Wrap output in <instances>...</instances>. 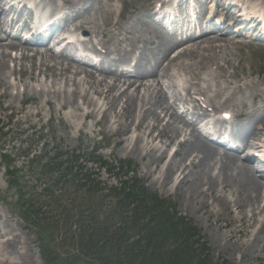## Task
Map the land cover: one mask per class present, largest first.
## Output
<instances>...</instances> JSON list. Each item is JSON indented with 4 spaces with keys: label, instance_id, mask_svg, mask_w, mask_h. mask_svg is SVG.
Wrapping results in <instances>:
<instances>
[{
    "label": "rangeland",
    "instance_id": "1",
    "mask_svg": "<svg viewBox=\"0 0 264 264\" xmlns=\"http://www.w3.org/2000/svg\"><path fill=\"white\" fill-rule=\"evenodd\" d=\"M73 1L74 3L79 1V5L71 9L74 14H81L86 18L94 17L98 19L99 23L106 21V25L109 19L116 20L117 14L119 13V16L121 12L118 23L119 25L125 23V25H122V29L115 36L113 32L110 34L111 37H103V39L98 37L96 39L97 42L98 40L107 41L109 39V51L112 53L111 57L113 59H118L120 54L127 53V59L124 64L128 63L130 58H132L136 63L140 61L145 70H150L161 54L167 52L169 44L163 43L166 40L161 33L157 30L156 32L147 30L148 24H146L147 18L145 15L148 14L147 12L154 0ZM48 2L50 5H54V3L62 1L48 0ZM104 9L113 11L115 9V14L112 17L106 14L102 20L100 17ZM128 27L130 30L124 31L125 28L126 30L129 29ZM130 39L134 41V45L132 44L133 48L126 46ZM236 41L239 42H236L238 43L235 47L236 51L227 58L230 60L229 64H226L219 56L217 63L222 67L220 72L216 71L215 65H209L207 66L209 69L196 72L195 75L200 83L198 85L205 87L206 82H211L215 87L212 86L208 89L205 87L206 91L211 96L216 95V93L223 95L222 99L217 100L220 104L223 103L224 97L233 94L232 101L226 106L219 108L216 113L213 112L217 116H220V113L224 111H229L232 115L239 107V102L242 101L246 103L242 109L239 108L243 113L253 111L257 116L264 117V104L259 102L261 99L264 100V94L257 98V96H252L255 92L252 87L239 93L238 90L227 89L224 85L225 82L232 81L233 83L241 79L242 81H251L259 84V86H256V91L264 89V44H248L244 41ZM97 47L101 49L100 46ZM115 48L117 49L116 54L114 53ZM192 62L193 60L187 61L190 64ZM35 64L39 68V59H35L34 63L23 61L17 67L23 70L33 68V71L36 69L33 67ZM115 69L121 70L122 67L113 66V73ZM13 79V77H9L8 81L12 83L14 82ZM224 79L227 80L223 82ZM164 83L172 103H177L182 99L181 95L186 96L187 94H190L197 101L200 100V97L198 98L194 95L195 87L193 88L189 84L176 89L175 79L165 80ZM22 84L31 83L26 80ZM84 88L89 92L90 98L96 101L97 105L102 104V99L93 94L96 89L103 91L101 87L93 86L92 90L89 87ZM21 90H23V86L19 85L16 88H12L10 93L14 96ZM13 100L15 99H12V105L14 107L20 106L21 109H32L37 105V102L33 100L24 101L20 105ZM8 101L10 99L7 97L0 100V103L4 105V102ZM122 104L121 102L120 106ZM109 106L105 105L104 107L106 111L104 118H102V115L101 118L90 116L84 118L82 113L77 111L75 107H65L55 111L54 108L45 106L42 126L40 123L34 127H30L27 124H10V126L5 124V122L0 124V153L4 151L10 155L11 159L8 162L11 163L13 161L12 168L5 167L4 169L0 160V235L3 236L0 239L3 241L0 248L3 249L6 259L14 264H20L18 256L20 253L31 258L35 264H50L46 261L49 257L52 258L51 264H92V260L87 253L88 257L83 258L86 259L84 261L81 257L85 253L77 255L78 252L75 254L74 250L67 248L69 243L67 238L70 237L68 230L69 228L71 231L73 230V223L76 217L86 213V211H91L94 203L101 202L102 211H109L113 200H105L103 198L104 193L100 192V188L104 187L105 190L120 189L121 186H124L125 181L133 178L139 184H144L147 194L150 193L163 199L166 201L167 206L172 207L175 213L191 220L195 224L200 236L210 249L212 259H216L219 263L226 261L227 264H264V230L257 235L259 224L249 218L252 214L251 211L248 208L245 209V217L248 223L244 230L247 236L240 237V242L245 243L256 235L257 238L249 245H246L243 250L244 255H242L238 247L223 239L227 228L218 229L214 224H211L210 218L204 213L205 208L197 209V207H193L194 204L188 198L183 197L180 192L175 190L174 177L169 181L162 182L164 158L157 163L147 165V160L132 151L129 142L126 144V138L132 132L125 135L114 134V107L118 105L117 103L116 105L114 104L113 109H108ZM84 110L87 111V108H84ZM88 112H91V110H88ZM97 121L100 123H97ZM238 123L239 119L234 120L233 127L241 129ZM260 128V123L256 124V129ZM247 133V138L249 137L251 141L258 140L253 135L250 137L249 132ZM187 145L185 144L177 157L173 159L172 162H175L174 164L182 162L183 152ZM67 154L70 157L69 161L72 158V154L79 159L77 162L70 164V166H74L72 172L76 173L78 168H83L82 174L86 173L88 177V180L84 179L81 183L88 184V181H91L96 186L89 191L90 195H92L91 197L86 195V188L76 190L74 182L61 184L59 182L60 172L55 167L48 166L50 171H46L47 175H43L40 172L41 168L45 169L46 164L50 162L49 160L65 163ZM11 170H14L19 178L12 183L7 182L6 178L7 171ZM149 172L151 173L149 174ZM83 175L79 178L83 179ZM66 180H69V177ZM186 186L185 184L182 185V192L186 189ZM28 197H30L28 199L30 206L27 207L25 199ZM262 197L264 198V194H262ZM205 201V203H211L209 197ZM80 203L83 204L84 209L83 207L78 208ZM117 203L118 200L114 197V211L119 210L121 207ZM240 210H234V214H238ZM101 213H99V219L101 218ZM35 215H38V219L33 221ZM263 216L264 213L257 215L259 222L262 221ZM37 222H42L43 226L45 225L46 228L44 229L47 230L44 234L45 237L39 234L40 226L35 225ZM3 224L11 229L3 228ZM106 226H109L108 222ZM79 227L77 223L76 228L78 229ZM110 227H114L113 221ZM111 232L114 231L111 230ZM8 239H14L11 247L4 243ZM111 253V248L107 246L104 255L107 257Z\"/></svg>",
    "mask_w": 264,
    "mask_h": 264
},
{
    "label": "bare ground",
    "instance_id": "2",
    "mask_svg": "<svg viewBox=\"0 0 264 264\" xmlns=\"http://www.w3.org/2000/svg\"><path fill=\"white\" fill-rule=\"evenodd\" d=\"M1 1L0 15H3ZM61 1L69 6L70 11L79 5V1L76 3L73 0ZM240 1L246 2L256 9L264 10V0ZM56 4L51 5L50 12L56 10ZM147 13L146 18L150 16L151 11L148 10ZM106 14L112 17L115 14V9L114 11L104 9L100 18L103 20ZM118 22L119 19L114 21L109 19L106 25V21L99 23L98 19L86 18L81 14H76L71 18L74 28L72 33L82 31L86 41H74L69 46L80 49V57L78 58L82 60L88 58L86 54L88 50L96 51L94 55L98 60L105 61L104 66L99 71H95L94 66H83L81 62L66 53L55 55L45 48L21 45L19 41L11 40L5 36V26L0 23V100L7 97L10 99V101L4 102V105L0 103V124L5 122L7 125L27 124L34 127L40 123L42 126L45 106L54 108L55 111L65 107H75L84 118L89 116L101 118V115L104 118L106 115L105 105H110L108 109H113L114 104L117 103L118 106L114 107V134L125 135L132 132L126 138V144L129 142L131 150L145 158L147 165L157 163L164 158L162 182L169 181L174 177L175 190L180 192L183 197L188 198L194 204L193 207L205 208L204 213L210 218L211 224H214L218 229L227 228L223 239L238 247L244 255L243 250L246 245L252 243L257 235L264 230V216L260 222L257 219V215L264 213V199L262 197L264 183L249 164V160L240 161V155L247 151L245 147L240 153L239 150L217 152L212 142L198 133L186 115L180 113L175 105L170 102L164 83L165 80L179 79L184 85L189 84L191 87H195V95L203 98V103L207 108H211L213 112L218 111L219 108L226 106L233 100V94L224 97L223 103H218L217 100L222 99L223 95L218 93L213 96L209 95L206 88L214 85L211 82H206V88L200 87L199 79L195 74L197 71L209 69L207 67L209 65H215L216 71L220 72L222 67L217 63L219 56L226 64H229L230 60L227 58L236 51L237 44L229 36L222 37L216 32L174 43L167 40V34L164 30L148 24V31H159L166 40L163 43L169 44L167 52L161 54L150 70H145L138 61L134 64L135 72L133 74L128 75L129 72L123 70L116 74V69L114 73L112 71L113 66L122 67V65H128L130 62L124 64L127 53L120 54L115 60L110 57L112 53L109 51V39L107 41L98 40V42L96 39L98 37L102 39L103 37H111L110 34L113 32L115 36L122 29V25H125V23L119 25ZM128 30L130 28L124 29V31ZM7 39L9 41H6ZM117 44L119 45L118 41ZM126 44L130 48L134 47L132 46V44L134 45L132 39L128 40ZM96 46H100L103 53L97 51ZM12 53L15 55H11ZM114 53H117L116 48ZM35 59H39L40 65L38 68L35 64L33 67L36 69L33 71V68L23 70L17 67L23 61L34 63ZM188 60H193L192 64L187 63ZM210 75L213 76L212 73ZM9 77H13L14 82L10 83ZM26 80L31 84L21 85ZM226 80L224 79L223 82ZM180 81L175 84L177 88L181 86ZM192 83L195 84L192 85ZM19 85L23 86L22 92L20 91L13 96L10 90ZM216 85L218 86V84ZM224 85L227 89L238 90L239 93L252 87L255 90L252 94L253 97L264 94V89L256 91V86L259 84L251 81L239 79L233 83L232 81L225 82ZM93 86H99L103 89V91L96 89L93 93L102 99V104L97 105L84 88L89 87L92 90ZM217 86L216 88H218ZM12 99H15L13 101H16L18 105L26 100L36 101L37 105L32 109H21L20 106L14 107L12 105ZM121 102L123 104L120 106ZM56 104L58 105L56 106ZM238 105L239 107L234 113L235 117L243 113L239 108L242 109L246 104L241 101ZM184 106V110L189 112L186 106H190L186 104V100ZM197 107L204 115L209 112L207 108L202 109L199 105ZM84 108H87V111ZM100 110L101 112H99ZM195 110L196 106L193 107L191 115L196 113ZM263 122L264 117L257 116L252 123L250 133L258 138V148L264 151ZM97 123L100 122L97 121ZM258 123L261 125L260 129L255 127ZM185 144L188 145L183 152L182 162L174 164L173 159L177 157ZM171 146L174 150L169 157L167 151ZM246 146L248 147L247 144ZM183 184L187 186L182 192ZM208 197L211 203H205V199ZM247 208L252 213L249 218L259 224V230L254 238L242 243L240 237L247 236L244 230L248 223L245 217V209ZM237 209L241 210L238 214H234V210ZM5 229L11 228L6 226ZM1 238H3L2 235H0ZM2 242L0 240V246ZM12 242L14 239H8L4 243L11 247ZM2 250L0 248V264H14L6 259ZM18 256L20 264H35L26 255L19 253Z\"/></svg>",
    "mask_w": 264,
    "mask_h": 264
},
{
    "label": "trees",
    "instance_id": "3",
    "mask_svg": "<svg viewBox=\"0 0 264 264\" xmlns=\"http://www.w3.org/2000/svg\"><path fill=\"white\" fill-rule=\"evenodd\" d=\"M2 158L6 159L5 156ZM76 161L77 159L72 160ZM51 164L61 170L60 179L62 178L63 183H79L77 173H83L81 168L73 174L74 167L70 166L69 161L67 166H63L64 162L57 163L56 160L50 162ZM68 177L69 181L66 180ZM7 179L11 183L18 180L14 171H8ZM83 179L88 180L87 175H83ZM95 187L94 183L88 181V184L79 185L77 190L86 188V195L91 197L89 191ZM104 190V187L100 188V192L104 193ZM105 191L103 198L113 200L110 212L102 211L101 202L94 203L91 211L82 213L74 220L73 226L78 223L80 227L75 231L70 228L68 230L70 237L67 239L75 254L85 253L81 259L88 257L87 253L92 264H220L211 258L210 249L199 236L196 227L189 220L177 215L164 200L147 194L143 185L135 179L124 182L121 189ZM114 197L118 200V206L121 205L117 211L113 210ZM25 203L27 207L30 206V201L26 200ZM82 207L84 209L80 203L78 208ZM100 212L102 215L99 219ZM37 219L38 215H35L33 221ZM112 221L113 228L110 227ZM107 222L109 226H106ZM35 225L40 226L39 234L45 237V225L42 222ZM107 246L112 253L106 257L104 251ZM46 261L51 264L52 258L49 257Z\"/></svg>",
    "mask_w": 264,
    "mask_h": 264
}]
</instances>
